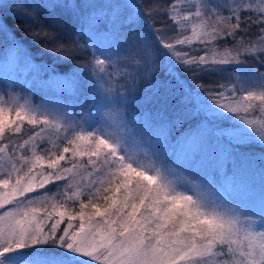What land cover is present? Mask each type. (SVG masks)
Listing matches in <instances>:
<instances>
[{
  "label": "snow or ice",
  "instance_id": "6c2138e0",
  "mask_svg": "<svg viewBox=\"0 0 264 264\" xmlns=\"http://www.w3.org/2000/svg\"><path fill=\"white\" fill-rule=\"evenodd\" d=\"M0 67V264H264V0H0Z\"/></svg>",
  "mask_w": 264,
  "mask_h": 264
},
{
  "label": "trees",
  "instance_id": "16d2710c",
  "mask_svg": "<svg viewBox=\"0 0 264 264\" xmlns=\"http://www.w3.org/2000/svg\"><path fill=\"white\" fill-rule=\"evenodd\" d=\"M5 22L7 23L8 27L15 32L17 40L20 41L23 44L24 48L32 55L35 63H51L53 61V55L45 51L42 44L33 42L31 37L27 33L21 30L22 24H23L21 20L13 18L12 16H8ZM225 47H231V45L228 44V45H225ZM222 50L223 49H221V51ZM226 67H229V72H230L231 67L230 66H226ZM245 67L259 68V65H253L250 63L246 65ZM260 70L264 71V69H260ZM228 77H229V73H224V74L213 75L210 77V79L219 80L222 83H228ZM156 79L158 81H164L166 80V74L163 71H161L156 77ZM154 91L155 90L153 89L151 85L146 86L144 83H140L138 86V102L136 105L132 106L133 110L139 111L140 109L151 108V105L147 104L145 101L147 100L148 97H151L154 94ZM48 95L50 94L45 93L44 95H41V94H38L36 91L34 92L32 91L31 97H32L33 102H36L38 99H42V100L47 99ZM71 100L72 98H68V99L61 98L62 102L68 103L70 106H71ZM76 104L78 106L79 101H77ZM227 123H233V122L230 121ZM245 150L250 153L255 154L258 157L260 153L264 151V148H262V146L257 143V144H252L248 146ZM259 164H260V161L257 160V165L259 166ZM52 191L55 192L56 189L53 188Z\"/></svg>",
  "mask_w": 264,
  "mask_h": 264
},
{
  "label": "rangeland",
  "instance_id": "374dc122",
  "mask_svg": "<svg viewBox=\"0 0 264 264\" xmlns=\"http://www.w3.org/2000/svg\"><path fill=\"white\" fill-rule=\"evenodd\" d=\"M27 71L23 70L21 75H17L15 70L11 69V68H7V67H0V90H5L6 85L8 87H11L13 85V82H15V87L14 89H12L15 93L19 94L20 96H24L26 93H28V87L25 83V78L27 77ZM32 91H36L38 94L44 95L45 93L37 90V89H33L30 92V98L32 100ZM23 102V101H21ZM42 102V99H38L36 102L32 103L35 105H39ZM62 102V101H61ZM64 103V102H62ZM104 110L101 109V113ZM259 115V113H257ZM97 119H100V117H97ZM239 123V122H236ZM54 137V134H53ZM64 225H62L63 227Z\"/></svg>",
  "mask_w": 264,
  "mask_h": 264
}]
</instances>
